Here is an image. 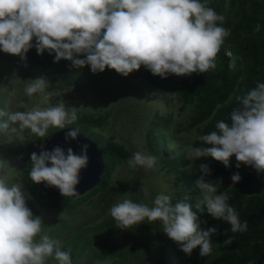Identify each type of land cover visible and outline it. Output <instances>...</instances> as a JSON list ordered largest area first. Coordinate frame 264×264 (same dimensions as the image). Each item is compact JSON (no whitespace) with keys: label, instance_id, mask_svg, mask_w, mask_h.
I'll return each mask as SVG.
<instances>
[{"label":"clouds","instance_id":"9594fccd","mask_svg":"<svg viewBox=\"0 0 264 264\" xmlns=\"http://www.w3.org/2000/svg\"><path fill=\"white\" fill-rule=\"evenodd\" d=\"M223 21L222 15L201 0H0V51L25 60L34 40L38 55L55 53L54 62L67 60L77 68L89 66L93 74L110 69L127 77L143 66L164 79L169 74L190 76L216 67L215 58L229 34L218 25ZM49 86L41 76L29 80L24 91L28 97L44 94L47 101L53 95L46 91ZM236 101L238 107L230 113V124L217 121L215 131L197 137L202 145L211 147L189 145L185 151L191 160L210 157L225 168L235 156L237 168L243 164L264 173V83H257ZM77 111L64 100L43 109L0 110V118H7L0 119V131L16 124L18 130L44 138L49 128L65 129L75 122ZM78 135L79 130L71 128L65 140H75ZM30 159L33 184L43 183L57 188L63 197L73 196L77 195L80 172L89 163L88 145H81L79 154L71 147L65 152L56 146L51 151L33 152ZM156 164V156L142 152L133 153L128 160L131 168L153 169ZM199 170L202 175L195 186L202 198H198L196 210L206 209L212 218L230 225L233 233L246 231L248 222L240 221L228 203V193L218 194L217 183L207 179L210 167L201 164ZM231 180L239 183V172ZM189 199L186 195L173 204L169 195L160 193L149 206L125 198L114 204L109 214L120 229L160 221L163 232L183 253L190 256L199 248L203 257L211 253L210 237L217 229L201 230ZM42 225V218L34 217L26 206L22 186L9 185L0 176V264H45L49 258L57 264H72L71 250H63L60 241L43 232ZM231 243V237L224 241L225 246Z\"/></svg>","mask_w":264,"mask_h":264},{"label":"rangeland","instance_id":"374dc122","mask_svg":"<svg viewBox=\"0 0 264 264\" xmlns=\"http://www.w3.org/2000/svg\"><path fill=\"white\" fill-rule=\"evenodd\" d=\"M34 48L33 40V47L25 60L0 54V110L26 111L37 106L43 109L64 100L66 106L78 109L76 121L65 128L82 130L99 148L113 140L123 145L131 157L135 152L153 155L147 146L148 137H151L158 141L160 155L156 156L157 164L153 169L131 168L128 160L104 157L110 166L106 188L84 202L72 204V197L71 203H67L72 204L73 209L53 210L48 205L52 203L50 199L27 192V172L32 167L31 154H39L44 139L60 129L49 128L47 136L41 138L29 130H18V125L13 124L8 131H0V176L5 177L9 185L22 186L26 204L35 210L33 216L43 220L44 233L60 241L63 250L68 245L74 249V246L78 247L75 249L77 254L85 255L78 260L79 263L152 264L158 248L157 221L151 224L144 221L132 228L120 229L115 226L109 210L125 198L152 206L160 193L169 195L173 204L190 194L197 200L202 198L195 186L202 175L199 170L201 158L191 160L185 151L189 145L195 147L193 143L198 136L197 129L187 128L194 106H183L177 94L162 93L151 86L141 70L124 77L110 69L93 74L90 67H86L76 73L74 86H66L38 64L33 57ZM41 76L49 81L46 91L53 93L47 101L44 94L28 97L24 91L29 80ZM84 115L107 116V122L103 128H90L85 132L80 126ZM13 128L17 131H11ZM160 156L181 157L188 166L179 171L164 168ZM207 179L217 183L219 194L225 179L212 176ZM197 200L193 203L194 208ZM89 242L90 252L86 251ZM45 264H57V261L49 258Z\"/></svg>","mask_w":264,"mask_h":264},{"label":"trees","instance_id":"16d2710c","mask_svg":"<svg viewBox=\"0 0 264 264\" xmlns=\"http://www.w3.org/2000/svg\"><path fill=\"white\" fill-rule=\"evenodd\" d=\"M201 3L224 17L223 23L218 22V25L229 33L215 58L216 67L205 73H193L190 76L169 74L166 79L153 76L143 66L140 68L151 86L162 93L177 94L183 106H194L187 128L197 129V137L215 131L217 121L223 120L230 124V113L233 108L238 107L236 97L255 88L257 83H264V0H201ZM257 25L259 31H256ZM32 52L39 65L69 87L75 85L76 73L89 67L77 68L67 60L54 62L55 53L49 55L45 51L43 55H38L36 48ZM2 53L0 51V54ZM106 122L107 116L95 118L84 115L80 126L88 132L90 128H103ZM147 142L150 152L159 156L158 141L148 137ZM193 144L195 147H211L202 145L197 138ZM100 149L104 153L103 157L123 161L131 158L129 151L113 140H109ZM160 158L164 168L173 171L188 166L181 157ZM200 162L210 167V176L225 179L219 193H228L229 205L236 210L242 223L248 222L247 230L233 233L226 222L212 218L206 209L200 212L193 207L201 230L212 227L217 229V233L210 237L211 253L201 257L200 249L197 248L190 256L186 255L180 250V245L163 232L162 223L157 221L158 248L156 247L152 264H264V173L258 174L252 167L243 164L237 168L235 156L231 158L228 168L210 157L201 158ZM105 165L99 186L82 197L73 198L72 204L75 201H87L106 188L110 166L106 162ZM236 172H239L241 181L233 184L231 176ZM29 173L30 171L27 172L28 193H38L50 199L52 203L48 204L49 207L73 209V205H70L71 196H51L42 193L31 181ZM189 197L187 202L193 205L197 198L192 194ZM229 237L232 238V243L225 246L224 241Z\"/></svg>","mask_w":264,"mask_h":264},{"label":"water","instance_id":"95a60500","mask_svg":"<svg viewBox=\"0 0 264 264\" xmlns=\"http://www.w3.org/2000/svg\"><path fill=\"white\" fill-rule=\"evenodd\" d=\"M71 128L60 129L48 135L43 143L42 149L46 151H51L54 147L60 146L66 152V150L71 147L74 153L79 154L81 151V145L87 144L88 145V157L89 163L85 169H82L80 172V182L76 186V193L77 195H73L71 197H82L85 194L93 191L96 187L99 186L101 177L105 172V160H104V153L99 148L96 142L91 140L90 138L86 137L82 130H79V135L75 140H69L66 142L65 135ZM50 166V165H49ZM37 188L46 195L51 196H62L59 190L55 187H47L45 184H36ZM26 206L31 210L32 214L34 215L35 210L28 204Z\"/></svg>","mask_w":264,"mask_h":264},{"label":"crops","instance_id":"0c3cea01","mask_svg":"<svg viewBox=\"0 0 264 264\" xmlns=\"http://www.w3.org/2000/svg\"><path fill=\"white\" fill-rule=\"evenodd\" d=\"M51 209H53V210H63V211H67L68 209H59V208H51ZM84 230V229H83ZM82 230V231H83ZM85 237H87V236H85ZM89 241V240H88ZM98 244V240H97V243H96V245ZM67 247V249H65V250H71V260H72V264H86L85 262H81V263H79L78 262V260L80 259V258H82L83 256H85L84 254L83 255H79V254H77V251L75 250V249H78V247H76V246H74L75 247V249L72 247V245H68V246H66ZM89 247H90V242L89 243H87V248H86V251H89L90 252V249H89ZM94 250H96V249H94ZM95 252H98V251H95ZM74 258H76L75 259V261H74ZM89 258V257H88ZM100 258H101V256H100ZM100 261H102V258L101 259H99ZM100 264H102V262H100Z\"/></svg>","mask_w":264,"mask_h":264}]
</instances>
